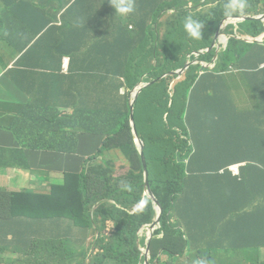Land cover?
Listing matches in <instances>:
<instances>
[{
  "label": "trees",
  "instance_id": "obj_1",
  "mask_svg": "<svg viewBox=\"0 0 264 264\" xmlns=\"http://www.w3.org/2000/svg\"><path fill=\"white\" fill-rule=\"evenodd\" d=\"M14 1L0 3L9 8ZM19 1L46 29L38 35L37 29L29 27L36 20L27 21L26 14L17 17L12 12L15 8L3 12L0 39L9 40L8 25L17 26L16 35L23 27L27 36L23 33L25 42L15 49L19 57L10 62L11 68L2 60L1 77L24 91L42 87L39 92H29L32 97L28 96V103L20 105L19 112L1 128L8 131L17 119H23V125L17 123L13 129L22 149L32 145L33 149L65 154L86 151L79 134L104 139L79 170L65 173L63 183L51 188L47 194L53 191L51 196H42L46 198L41 204L27 193L16 196L19 201L14 204L0 203L1 212L7 216L0 214V225L8 228L0 235V264H23L21 260L40 264H146L142 250L148 242L140 234L153 224L156 209L145 191V171L131 126L130 105L131 93L145 75L147 83L159 80L139 94L134 117L139 138L145 143L150 185L164 210L161 228L148 243L150 264H176L181 259L184 262L180 264H264L250 251L264 247V234H252V228L240 236L236 232L221 237L215 234L218 226L244 211L227 207L221 185L230 181L246 184L254 180L250 173L264 183V170L257 169L264 166L263 162L251 156L247 162L250 168L242 169L238 176L228 169L206 170L199 163L201 151H228L230 157L242 156V151H264V120L257 116L246 119L234 110L235 90L230 83L234 76L237 80L250 78L264 91V42L244 40L261 37L264 23L241 22L244 25L235 34L230 28L236 27L229 25L225 33L233 36L226 49L220 52L215 67L201 74L202 63H212L216 50L199 59L195 54L211 47L229 18L224 15L227 0H218V7L195 0L186 11L179 8L180 0H135L134 13L124 18L114 15L107 0H56L54 4L53 0ZM95 4L105 6L110 17L102 11L86 18ZM247 4L246 16L264 14V0H247ZM197 6L202 10H195ZM77 7L79 11L72 15L70 8ZM189 16L204 22L199 41L189 39L184 31L183 23ZM88 20L96 27L110 25L106 33L96 34L94 42L66 44L59 33L65 28H84ZM64 57L70 58L68 75L62 70ZM189 58L199 62L181 77L171 75ZM32 78L41 82L27 89ZM71 87L78 92L71 94ZM56 93L65 101H78V106L57 122L58 128L46 130V124L67 114H54L46 106V100ZM257 112L264 113V103L258 104ZM46 138H57V142L41 148ZM7 153L0 151L2 156ZM123 159L126 165L120 171ZM216 184L220 186H213ZM0 193L15 196L1 189ZM141 200L147 201L142 211L138 209ZM247 204L243 203L244 208ZM183 206L192 216L188 218L190 225L177 215ZM258 208L254 215L264 212L263 192ZM208 209L219 218L209 216ZM37 210L41 214H35ZM55 238V242L51 240ZM21 247L26 254L21 255Z\"/></svg>",
  "mask_w": 264,
  "mask_h": 264
},
{
  "label": "crops",
  "instance_id": "obj_2",
  "mask_svg": "<svg viewBox=\"0 0 264 264\" xmlns=\"http://www.w3.org/2000/svg\"><path fill=\"white\" fill-rule=\"evenodd\" d=\"M202 1H206L210 6L213 7H218L219 5L218 0ZM55 2L56 0L52 1L53 4ZM89 2L90 1H87V3ZM194 4L195 0H180L179 8L184 11L191 10ZM14 8L15 10H12V12L19 18H22L23 14H26L25 18L27 21L37 19L34 13H32V11L29 9H26L24 3L20 2L19 0L12 2L9 8L0 3V18L6 9ZM79 9L80 7L75 9L70 8L71 14L75 15ZM102 11H104V14L107 17H110V14L106 11V9L104 10L103 5L95 4L94 7L91 8L87 13L86 18L93 17L96 12ZM63 12H65V10L61 11V13ZM109 25L110 23H107L104 26L98 25L96 27L88 20V23L84 28H65L63 32L59 34L63 37L66 44L84 42L91 43L96 40V34L106 33ZM58 26H61V24H58ZM16 27L17 26L14 27L8 25L6 27V35L9 40L2 41L0 39V60L6 61L7 68H11L10 62H13L19 57V54H15V49H19L21 46L20 44L25 42L23 39L24 34L27 36V33H25L23 27L22 32L16 35ZM29 27L32 29H37L38 35L46 29V27L40 23L39 19L36 20L32 26L29 25ZM91 38H93V41H90ZM3 73L4 71L1 70L0 151L5 149V151H8V153L3 154V156L2 154L0 155V189L10 194L27 193L31 195L33 194L36 197H42L47 195L53 186L63 183L65 173L73 172L74 170L80 168L83 165V161L87 157L94 154L98 148H101L104 138L101 136L79 134V142L86 151H78L77 154H65L57 151L51 152L38 150L33 149L32 145L26 146L22 149V145L17 140V135L14 134L13 129L14 125L17 123H22L23 125V119H17L14 122L12 128H7L8 131L2 129L1 126L6 125L8 121L19 112L21 107L20 105H25L28 103V96L32 97L31 93L29 92H39L42 86L38 87L34 91L20 90L17 89L7 78L4 79L1 77ZM40 82V79L32 78L26 88H34ZM59 90H61V87H59ZM69 90L71 94L78 92L77 90L74 91L73 87H71ZM235 99L236 102L234 104V110L241 116L245 117L246 119H249L251 116H257L259 119L264 120V113L257 112L258 104H244L242 96L236 91ZM46 106L51 109L52 113L61 115L65 112H60L59 106L64 108L71 107V110H73L75 106H78V101L76 103H74L73 99L70 101H65L60 94L58 95L56 93L52 94L51 97L46 100ZM51 142H57V138L53 139ZM51 142L42 141L39 146L43 148ZM200 154H202L199 162L200 166L204 167L206 170L224 172L227 169L230 170V167L232 166H238L239 171L241 172L242 169L250 168L247 162L251 159V156L260 159L264 164V151H249L248 153L242 151V156L234 154L232 157H230L228 151H201ZM25 160L27 161V166ZM24 165L26 167H23ZM257 169L264 170V166ZM251 171L252 170L250 169V172ZM232 174L233 176H237L234 173ZM248 176L254 180H247L246 184L239 181H230L221 185L224 188L223 197L227 201V207L230 210L239 209L244 211L238 212L234 218L227 222V224L218 226L215 232L216 236L221 237L222 235L230 232H236V234L240 236L241 234H246L249 232L251 228L252 231L250 232L254 235L264 234V212L254 215L259 210L258 201L260 200V192L264 193V183L255 179L254 175L251 173L248 174ZM213 186L220 185L216 184ZM245 202H248V204L244 208L243 203ZM217 204L219 203L217 202ZM201 209L204 211V208ZM206 213L209 216L219 218L213 213V209H208ZM35 214L41 213L39 210H37L35 211ZM177 215L181 217L182 222L186 221L188 222V225L191 224V221L188 218L192 216L187 213L186 206H183L180 210H178ZM7 229L8 228L3 229L0 225V235L1 232ZM55 229L56 231H59V225H57ZM43 231L46 232L47 229H44ZM240 241H243V239L240 238ZM250 251L253 253L255 260L264 262V260L259 256V253L264 252V247L252 248Z\"/></svg>",
  "mask_w": 264,
  "mask_h": 264
},
{
  "label": "water",
  "instance_id": "obj_3",
  "mask_svg": "<svg viewBox=\"0 0 264 264\" xmlns=\"http://www.w3.org/2000/svg\"><path fill=\"white\" fill-rule=\"evenodd\" d=\"M244 21H261V22L264 23V14L259 15V16H251V15H249V16H246L245 18L241 19L239 22H244ZM220 32H221V30H219L217 32L211 47L207 51L202 50V51H199V52H197L195 54L196 59H199V57L201 55H204V54L209 53V52H211L213 50H216L215 51V56H214V59H213L212 63H206L208 65L203 64L204 62L202 63V67L200 69L201 70V74L204 73L206 70H209V69L212 70L215 67V63L217 62V59H218V56H219L220 52L222 50H225L227 45H228V41L231 38V36L227 40V44H226L225 48H221L220 50L217 49L218 45L221 42L219 40ZM235 37H237V36H235ZM262 37H263V41H259V40L253 41L251 38H248V37L246 39H244V40L247 41V42H250V43H255L256 42V43L262 44L264 42V34L262 35ZM218 48H220V46ZM198 62H199L198 60H196V61H187L182 69H179L177 71L172 72L171 75H176V76L181 77L192 65H195ZM212 66H214V67H212ZM146 78H147V76L145 75L141 79V82L132 91L131 97H130V105H131V126H132V129H133L134 138H135V141L137 143V147H138V149H139V151L141 153V157H142V160H143L144 171H145V191H146V194L149 195L150 198L152 199V201H153V203L155 205V209H156V218H155L153 224L151 226H147V227H145L143 229V231H144L146 228H148L149 237L147 239V242L149 243L151 240H153L155 238V232L158 231L161 228V220H162V216H163V211L164 210H163V207H162L161 203L159 202V200L156 198L155 194L153 193L151 185H150L148 165H147L146 158H145V155H144L145 143H144V141L141 138H139V135H138V132H137V128H136V123H135V117H134L135 104H136V101H137V98H138L139 94L142 92V90L144 88L152 85L153 83H156L159 80V79H154L152 82L147 83L146 80H145ZM148 243H147L146 250H144L146 264H150V250H149V244Z\"/></svg>",
  "mask_w": 264,
  "mask_h": 264
},
{
  "label": "rangeland",
  "instance_id": "obj_4",
  "mask_svg": "<svg viewBox=\"0 0 264 264\" xmlns=\"http://www.w3.org/2000/svg\"><path fill=\"white\" fill-rule=\"evenodd\" d=\"M100 2L104 3L105 0H100ZM107 2L110 3V0H107ZM104 7L105 6H103V8ZM197 9L202 10V8H200L198 6L195 8V10H197ZM119 18H124V17L119 16ZM228 20H230L231 22H234V23H239L238 18H230L229 17ZM246 22H248V21H246ZM243 25H244V23H241L240 25H238V29H240ZM245 26L247 27V24L246 23H245ZM230 31H233L234 34H235V28L234 27H231L230 28ZM231 36H233V35H231ZM229 38H230V35L225 34V29L222 28L221 42L218 45V47L220 46V48L217 47V49L220 50L221 48H225L226 47V44H227V40ZM188 61H191V59L189 58ZM203 64L208 65L206 63H203ZM0 66L2 68V61L1 60H0ZM212 67H214V66H212ZM236 78L237 77L234 76L233 79L230 80V83H231V85L234 86V90L238 94H240L242 96L244 104H262V103H264V95H263V92L264 91L261 90V89H258L257 85L250 78H244V79H241V80H237ZM59 108H60V112H65L67 114L61 115L57 121H53L50 124H46L44 126V128L46 130H48L50 128H58V126H57L58 123L57 122L60 121V120H63L65 116H69L70 115L69 113H70L71 107L64 108V107H60L59 106ZM44 141L51 142V141H53V138H46V140H44ZM120 164L121 165L119 167V170L121 171L122 168H123V166L126 165L125 160L123 159L120 162ZM10 192H12V191H10ZM23 194L24 193H16L14 197H11L9 194L0 193V203L1 204L2 203L14 204L15 202H18L19 201V199L16 196H20V195H23ZM52 194H53V191L49 195H47L46 197H49ZM32 196H34V195L32 194ZM46 197H44V198H46ZM44 198L41 197V196H37L35 198L36 204H41L43 201H45ZM0 214L4 218H7V216H5L1 212V210H0ZM140 236L141 237L146 236L147 239H148V237H149L148 228H146L144 231H142L141 234H140ZM51 240L55 242L57 239L55 238V239H51ZM31 249H32V247H30V250ZM142 252L144 254V249L142 250ZM26 253H27V251L24 250V248L21 247V255H24ZM259 256L261 257V259L264 260V252L263 253H259ZM150 257H151V253H150ZM19 258H20V255L19 254H16L15 259L16 260H19ZM20 262L23 263V264H40L39 262H24L23 260H21ZM182 262H184V259H181L179 261L177 260L176 264H180ZM108 264H115V263L114 262H110Z\"/></svg>",
  "mask_w": 264,
  "mask_h": 264
},
{
  "label": "clouds",
  "instance_id": "obj_5",
  "mask_svg": "<svg viewBox=\"0 0 264 264\" xmlns=\"http://www.w3.org/2000/svg\"><path fill=\"white\" fill-rule=\"evenodd\" d=\"M110 4H111V7L115 10L114 15L118 14L121 17L130 16L135 11V0H110ZM247 7H248L247 0H227V3L224 6V15L230 18L243 19L247 15V12H246ZM203 27H204L203 21L197 18H193L191 16L186 17L183 23V28H184V31L187 37L195 41H199L202 39ZM221 33H222V28L219 34L220 41H221ZM207 50H204V51H207ZM62 70H64L63 64H62ZM68 71H69V66H68ZM68 71H67V74H68ZM146 206H147V201L141 200L139 202L138 209L142 211Z\"/></svg>",
  "mask_w": 264,
  "mask_h": 264
},
{
  "label": "built area",
  "instance_id": "obj_6",
  "mask_svg": "<svg viewBox=\"0 0 264 264\" xmlns=\"http://www.w3.org/2000/svg\"><path fill=\"white\" fill-rule=\"evenodd\" d=\"M238 20L240 21L241 19L238 18ZM238 24H239V23H238ZM238 24H237V23H234V22H231V21L228 20V18H227V19L224 20V22H223L221 28H224V29L226 30L227 27H228L229 25H234V26L236 27L235 32H237ZM227 35H228V34H227ZM231 37H232V36H231ZM248 38H250V37H248ZM251 39H252L253 41H256V40L263 41V37H262V36L259 37L258 39H257V38H251ZM228 42H229V41H228ZM69 62H70V59H69V58L66 57V58L63 59V68H64V71H65V72L68 71ZM229 68H230V70L232 69L231 66H230ZM230 171H231L232 173H234L235 175H237V176L240 174V171H239V167H238V166H232V167H230Z\"/></svg>",
  "mask_w": 264,
  "mask_h": 264
}]
</instances>
